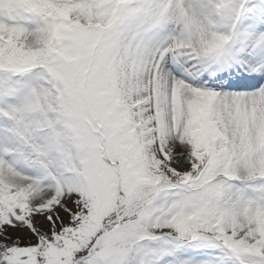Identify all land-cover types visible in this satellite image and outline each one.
Instances as JSON below:
<instances>
[{"label":"snow or ice","instance_id":"obj_1","mask_svg":"<svg viewBox=\"0 0 264 264\" xmlns=\"http://www.w3.org/2000/svg\"><path fill=\"white\" fill-rule=\"evenodd\" d=\"M0 264H264V0H0Z\"/></svg>","mask_w":264,"mask_h":264}]
</instances>
